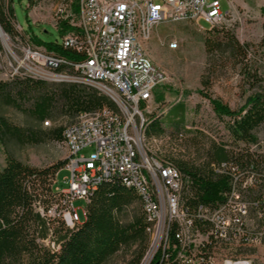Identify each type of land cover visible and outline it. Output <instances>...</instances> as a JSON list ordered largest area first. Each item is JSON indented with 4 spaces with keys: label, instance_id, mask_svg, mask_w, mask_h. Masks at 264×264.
<instances>
[{
    "label": "built area",
    "instance_id": "obj_1",
    "mask_svg": "<svg viewBox=\"0 0 264 264\" xmlns=\"http://www.w3.org/2000/svg\"><path fill=\"white\" fill-rule=\"evenodd\" d=\"M228 14L221 0H60L53 19L60 29L64 22L71 28L60 43L80 53L73 66H64L68 58L45 47L24 48L23 59L9 50L19 63L13 78L62 76L85 86L97 84L98 90L120 98V106L80 111L64 127L69 152L65 167L71 176L67 189L57 187V179L54 188L64 195L62 215H70L74 225L81 220L73 200L87 203L95 184L116 177L136 185L144 218L153 217V224L146 225L157 226L149 258L139 264H260L246 252L264 244V194L258 199L248 195L256 185L250 172L227 162L211 163L214 172L230 176L229 187L216 205L195 203L187 175L176 164L158 162L138 142L155 91L166 79L165 71L144 51L156 28L154 20L204 19L216 26ZM168 46L176 49L179 43ZM44 124L50 126L51 121ZM84 149L90 151L85 154ZM56 214V207L48 211Z\"/></svg>",
    "mask_w": 264,
    "mask_h": 264
},
{
    "label": "rangeland",
    "instance_id": "obj_2",
    "mask_svg": "<svg viewBox=\"0 0 264 264\" xmlns=\"http://www.w3.org/2000/svg\"><path fill=\"white\" fill-rule=\"evenodd\" d=\"M59 2L0 0V6L7 15L9 8H13L15 17L12 23L18 31L15 38L9 34L5 36L6 44L0 37V81L10 83L9 99L0 98V117L8 124V127L0 126V167L5 164L7 155L41 167L69 157L63 142V129L76 119L80 111L69 109L61 94L52 100L47 114L37 113L35 103L50 92L54 97L58 93L55 87L71 82L45 80L48 82L40 90L23 92L22 81L12 77L19 63L14 62L9 51L11 49L23 59L24 48L44 47L32 42L31 35L45 43L61 42L63 34L53 19L54 6ZM221 8L229 14L216 26H210L204 19L197 23L164 21L155 26L151 38L144 44L148 56L166 73V79L157 87L152 103V112L160 121L162 131H150L148 128L143 138L149 155L189 167H210L213 149L220 143L231 142V135L228 130L230 118H219L206 95L239 110L252 93L245 72L256 69L264 75V56L259 50L264 35V0H221ZM231 38L250 45L245 61L239 54L232 53ZM172 41L179 43L178 48H169ZM45 121H51V125L46 126ZM253 131L260 146H254L252 150L260 149L264 154V119L254 124ZM89 151L84 149L83 153ZM70 176L71 171L63 167L57 174L55 185L67 189ZM262 192L264 194V187ZM73 206L83 220L86 201L75 198ZM142 215L138 198L125 208L121 216L124 222H132ZM64 217L67 222L72 221L70 215ZM135 251L136 246L123 247L103 264H131ZM246 252L264 264V244ZM28 262L29 257L25 253L20 256L6 253L1 264Z\"/></svg>",
    "mask_w": 264,
    "mask_h": 264
},
{
    "label": "trees",
    "instance_id": "obj_3",
    "mask_svg": "<svg viewBox=\"0 0 264 264\" xmlns=\"http://www.w3.org/2000/svg\"><path fill=\"white\" fill-rule=\"evenodd\" d=\"M74 9L78 10L76 2ZM9 10L7 15L0 6V24L7 34L15 38L18 34L12 23L15 15L12 7ZM262 11L264 13V8ZM70 29L66 22L62 23L63 35ZM30 39L48 51L68 58L66 60L71 63L80 57V53L64 47L57 40L45 43L34 35ZM230 43L232 53L239 54L245 61L250 45L242 44L235 38H231ZM259 50L264 56V35ZM245 76L252 93L239 110H233L220 99L206 95L219 118H230L228 130L231 142L217 145L210 155V162H227L249 171L256 185L248 195L258 199L264 187V154L260 153V149L252 150V147L260 146L253 126L264 119V75L250 69ZM14 80L22 81L23 92L28 89L40 90L48 82L30 77H15ZM9 86L10 83L0 81L1 99H9ZM56 91L58 93L53 97L54 94L47 90L50 93L35 103L37 113L47 114L58 94L75 112L102 105L113 106L97 90L74 82L59 85L55 87ZM0 126L8 127L7 121L1 117ZM144 128L146 133L149 129L162 131L160 121L153 112L145 116ZM67 163L68 159H62L37 167L6 156L5 164L0 167V264L6 253L17 256L25 253L29 257L28 264H103L123 247L132 246H136V251L131 264H139L148 245L145 231L147 221L142 215L132 222H124L121 216L125 208L139 198L136 191L116 177L97 184L86 203L83 220L71 225L61 213L66 207L62 203L64 195L54 188L58 172ZM175 164L191 180L189 196L194 198L195 203L213 206L221 201L229 187L228 174L216 173L210 167ZM52 207L57 208L58 214L48 215Z\"/></svg>",
    "mask_w": 264,
    "mask_h": 264
},
{
    "label": "bare ground",
    "instance_id": "obj_4",
    "mask_svg": "<svg viewBox=\"0 0 264 264\" xmlns=\"http://www.w3.org/2000/svg\"><path fill=\"white\" fill-rule=\"evenodd\" d=\"M164 21H174V22H176V21H180V20H178V18L154 20V27L159 25L160 23H162ZM2 38H3L4 43L6 44V41H5L6 37L4 35H2ZM9 50H11V49H9ZM144 51H145V54H147L145 47H144ZM64 66H73V62L71 63V62L67 61L66 59H64ZM40 79H42V80H50V81L59 80V81H67V82L76 83L75 79L64 78L62 76H56L55 78L40 77ZM88 87H91V88L97 90L99 93L105 95L111 101L113 106H120V98H118L116 94H108V92H106V91L98 90L97 84H89ZM144 124H145V121L143 122V125L141 126V130H139V132H138V142H139V144H141V146L144 149V151L147 152V150L145 149V147L143 145V138H144V134H145ZM154 157L158 158V162H168V163L175 164L173 161L165 160L164 158L161 159V158L156 157V156H154ZM124 183H125V185L127 187L132 188V189H134L136 191V193L139 196L141 205H142V198L139 195V190H137L136 185H131L130 183H127V182H124ZM96 185L97 184H95L93 186V190L96 188ZM145 219L147 221V224H153V217H145ZM145 231H146V234L148 236V245H147V249H146V251H145L140 263H144L145 261L148 260L149 255H150V248H152L154 240H157V226H150V228H148V226L146 225Z\"/></svg>",
    "mask_w": 264,
    "mask_h": 264
},
{
    "label": "water",
    "instance_id": "obj_5",
    "mask_svg": "<svg viewBox=\"0 0 264 264\" xmlns=\"http://www.w3.org/2000/svg\"><path fill=\"white\" fill-rule=\"evenodd\" d=\"M2 35L8 37V34L3 30V28H2V26H1V24H0V37H1V39H2Z\"/></svg>",
    "mask_w": 264,
    "mask_h": 264
},
{
    "label": "crops",
    "instance_id": "obj_6",
    "mask_svg": "<svg viewBox=\"0 0 264 264\" xmlns=\"http://www.w3.org/2000/svg\"><path fill=\"white\" fill-rule=\"evenodd\" d=\"M24 163L30 164V165H34V166H38L41 167L42 165H37L36 163H32L31 161H23Z\"/></svg>",
    "mask_w": 264,
    "mask_h": 264
}]
</instances>
